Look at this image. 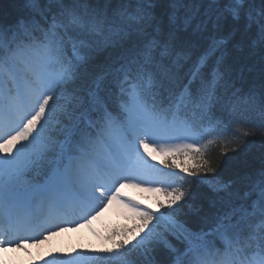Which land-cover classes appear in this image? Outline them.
Returning <instances> with one entry per match:
<instances>
[{
	"label": "snow or ice",
	"instance_id": "snow-or-ice-1",
	"mask_svg": "<svg viewBox=\"0 0 264 264\" xmlns=\"http://www.w3.org/2000/svg\"><path fill=\"white\" fill-rule=\"evenodd\" d=\"M12 7L15 18L0 20V231L59 230L69 215L90 223L105 200H124L125 182L147 183L160 185L148 190L165 197L158 209L167 210L125 201L141 223L111 248L92 250L93 264H264V162L239 180L215 179L212 224L194 230L178 216L190 186L144 155L154 160V145L187 157L192 167L161 163L203 179L218 167L200 144L224 136L218 113L258 112L264 128V0H12ZM101 52L111 55L96 67ZM246 71L258 85L244 86ZM87 259L77 252L52 264Z\"/></svg>",
	"mask_w": 264,
	"mask_h": 264
},
{
	"label": "trees",
	"instance_id": "trees-1",
	"mask_svg": "<svg viewBox=\"0 0 264 264\" xmlns=\"http://www.w3.org/2000/svg\"><path fill=\"white\" fill-rule=\"evenodd\" d=\"M15 18V11L12 7V0H0V20L5 23L11 22ZM69 55L71 51L69 50ZM111 55L110 52H101L94 57V66L102 67L108 57ZM195 56L193 57V61ZM229 63L232 61V53L230 52L227 56ZM191 67V62L188 66L184 68V73L187 74ZM247 77V82L245 87L249 86L255 79L258 85V78L256 74H248L245 72ZM186 75L184 79L186 80ZM218 117L222 121V127L224 131V136L215 141L212 144H208V141L212 139L210 136H205L201 141V145H208L207 156L210 158L214 165L218 162L217 171L210 174H202L203 179H196L188 176L186 173L181 172L179 168H169L167 172H175L176 176L174 179L178 184H183L184 188H189L191 191V197L186 198L187 203L181 201V210L178 213L179 219L187 223L189 227L194 230L207 229L212 224V216L215 211L211 207V201L215 200L216 197L211 192L209 185L213 183L215 179H223L225 181L229 180H239L241 177L258 171L262 162H264V128L261 127V117L259 113L247 114L244 116H238L235 118L228 117L223 114L218 113ZM245 130H252L256 134L248 137H243V132ZM236 149L233 151V149ZM161 161H167L168 164H186L188 167H192L193 161L191 159L180 156L175 157L173 155H166ZM159 166L168 168L165 164L161 162ZM165 199V197H164ZM191 205V209L189 208ZM194 209H199V212H195ZM164 208L158 209V211H166ZM138 218V217H137ZM139 219V218H138ZM140 222V220H139ZM141 223V222H140ZM97 228V233L99 236V241L102 245L96 248H84L83 245L79 247L80 253L88 254L87 264H93L97 259L95 256L91 255L92 250L111 248L115 240H120L123 237L121 233L127 230V223H115L112 225L103 226ZM113 233H116L113 237ZM77 241V240H76ZM73 242V240H72ZM69 241L68 248L73 249V244ZM49 258L53 259V252L49 253ZM160 259L164 258V254L161 253Z\"/></svg>",
	"mask_w": 264,
	"mask_h": 264
},
{
	"label": "rangeland",
	"instance_id": "rangeland-1",
	"mask_svg": "<svg viewBox=\"0 0 264 264\" xmlns=\"http://www.w3.org/2000/svg\"><path fill=\"white\" fill-rule=\"evenodd\" d=\"M149 150L157 161L161 162V159L166 156L159 152V146L150 145ZM141 152L143 153V149H141ZM0 155H3V153L0 152ZM144 155L149 164H153L160 169L155 159L153 160L152 157L148 156L146 153ZM162 172L165 173L164 171ZM159 186L160 185H149L147 183L139 186H132V184L125 182L124 186L120 188V195L124 200H116L111 203L105 200L104 205L98 208L96 212L92 213L95 219L89 217L90 223H84L82 226H78L65 233L55 232L50 234V232L47 231L42 235V238L32 244L20 245L19 247L16 246L10 249H5L6 246H0V264H45V262L52 264L54 259L58 260L60 258H65L67 254L75 256L77 252H80L78 250L81 245L87 249H94L102 245L97 233L98 227L103 229V226L115 223H127L128 229H135L140 224L139 219L132 213L130 208L126 206L125 201L131 200L138 203L141 208L146 207L153 212H157L158 203L160 201H165L164 196L161 193L149 191L148 189L150 187ZM117 187H120V185H117ZM113 191H115V189H113ZM161 209L163 210L164 208ZM128 235H131V233H128ZM45 236L47 238H44ZM69 241L73 244V249L70 250L68 248ZM50 252H53L55 258H49Z\"/></svg>",
	"mask_w": 264,
	"mask_h": 264
},
{
	"label": "bare ground",
	"instance_id": "bare-ground-1",
	"mask_svg": "<svg viewBox=\"0 0 264 264\" xmlns=\"http://www.w3.org/2000/svg\"><path fill=\"white\" fill-rule=\"evenodd\" d=\"M43 240H45V239H43Z\"/></svg>",
	"mask_w": 264,
	"mask_h": 264
}]
</instances>
